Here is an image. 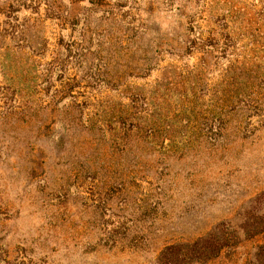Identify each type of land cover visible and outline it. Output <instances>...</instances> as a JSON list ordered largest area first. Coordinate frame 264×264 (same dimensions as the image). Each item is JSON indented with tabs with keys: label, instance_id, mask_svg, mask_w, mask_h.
Segmentation results:
<instances>
[{
	"label": "rangeland",
	"instance_id": "374dc122",
	"mask_svg": "<svg viewBox=\"0 0 264 264\" xmlns=\"http://www.w3.org/2000/svg\"><path fill=\"white\" fill-rule=\"evenodd\" d=\"M225 15L250 78L217 119L228 61L190 45ZM257 102L264 0H0V264H151L264 217ZM263 242L211 264H264Z\"/></svg>",
	"mask_w": 264,
	"mask_h": 264
},
{
	"label": "trees",
	"instance_id": "16d2710c",
	"mask_svg": "<svg viewBox=\"0 0 264 264\" xmlns=\"http://www.w3.org/2000/svg\"><path fill=\"white\" fill-rule=\"evenodd\" d=\"M228 16L225 15L226 23L218 25L210 17L205 19L207 30L195 34L190 45V48L197 52L198 49H203L201 52L203 56L222 53V57L228 61L218 72L216 93L222 102L216 105L217 119H223L230 106H236L237 109L243 106L247 95L243 81L250 78V73L246 72V58L236 51L235 33L238 30V24L236 20H229ZM253 114L259 117L264 115V104L257 102L254 105ZM143 127L137 124L132 128L128 126L127 130L130 132L136 129L139 135ZM227 224H229L228 221H221L196 239L166 244L151 264H211L221 260L226 253L234 251L241 238L246 240L264 237V217L262 216L252 214L247 217L243 225L228 227ZM258 249L257 259L262 261L264 260V242L259 244Z\"/></svg>",
	"mask_w": 264,
	"mask_h": 264
}]
</instances>
